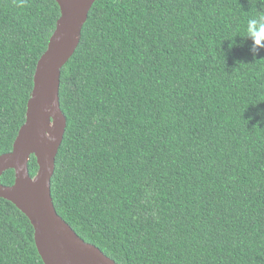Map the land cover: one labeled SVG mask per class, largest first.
Listing matches in <instances>:
<instances>
[{
  "label": "trees",
  "instance_id": "trees-1",
  "mask_svg": "<svg viewBox=\"0 0 264 264\" xmlns=\"http://www.w3.org/2000/svg\"><path fill=\"white\" fill-rule=\"evenodd\" d=\"M260 16L264 0L93 5L61 70L51 194L116 264H264V49L246 39ZM59 17L55 0H0V156ZM34 234L0 198V264H44Z\"/></svg>",
  "mask_w": 264,
  "mask_h": 264
},
{
  "label": "water",
  "instance_id": "water-1",
  "mask_svg": "<svg viewBox=\"0 0 264 264\" xmlns=\"http://www.w3.org/2000/svg\"><path fill=\"white\" fill-rule=\"evenodd\" d=\"M60 9L56 29L39 59L26 122L10 153L0 156V177L15 171L12 186L0 184V198L12 203L34 228L44 264H116L99 248L83 241L57 213L51 194L55 162L67 122L60 105L61 70L74 55L97 0H55ZM39 167L29 174L30 158Z\"/></svg>",
  "mask_w": 264,
  "mask_h": 264
},
{
  "label": "clouds",
  "instance_id": "clouds-1",
  "mask_svg": "<svg viewBox=\"0 0 264 264\" xmlns=\"http://www.w3.org/2000/svg\"><path fill=\"white\" fill-rule=\"evenodd\" d=\"M253 42V52L264 49V16L253 18L247 24V37Z\"/></svg>",
  "mask_w": 264,
  "mask_h": 264
}]
</instances>
